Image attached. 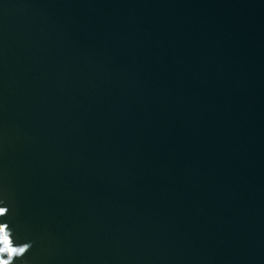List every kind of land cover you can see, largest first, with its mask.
<instances>
[{"label": "water", "instance_id": "95a60500", "mask_svg": "<svg viewBox=\"0 0 264 264\" xmlns=\"http://www.w3.org/2000/svg\"><path fill=\"white\" fill-rule=\"evenodd\" d=\"M0 227L12 264H264V0H0Z\"/></svg>", "mask_w": 264, "mask_h": 264}, {"label": "clouds", "instance_id": "9594fccd", "mask_svg": "<svg viewBox=\"0 0 264 264\" xmlns=\"http://www.w3.org/2000/svg\"><path fill=\"white\" fill-rule=\"evenodd\" d=\"M28 245L13 246L10 236L0 227V264H12L14 257H22L28 250ZM7 255V259L4 255Z\"/></svg>", "mask_w": 264, "mask_h": 264}]
</instances>
